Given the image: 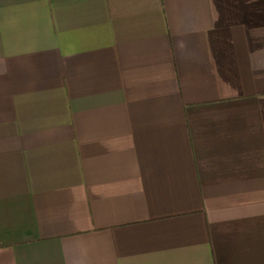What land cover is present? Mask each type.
<instances>
[{
  "label": "crops",
  "instance_id": "1",
  "mask_svg": "<svg viewBox=\"0 0 264 264\" xmlns=\"http://www.w3.org/2000/svg\"><path fill=\"white\" fill-rule=\"evenodd\" d=\"M0 264H264V0H0Z\"/></svg>",
  "mask_w": 264,
  "mask_h": 264
}]
</instances>
